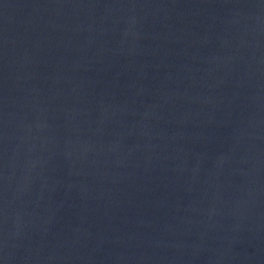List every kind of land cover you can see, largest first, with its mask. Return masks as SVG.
Returning a JSON list of instances; mask_svg holds the SVG:
<instances>
[{
    "label": "water",
    "instance_id": "1",
    "mask_svg": "<svg viewBox=\"0 0 264 264\" xmlns=\"http://www.w3.org/2000/svg\"><path fill=\"white\" fill-rule=\"evenodd\" d=\"M0 264H264V0H0Z\"/></svg>",
    "mask_w": 264,
    "mask_h": 264
}]
</instances>
